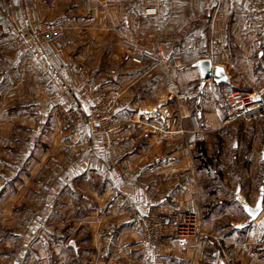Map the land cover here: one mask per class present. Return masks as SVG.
Here are the masks:
<instances>
[{"label": "crops", "instance_id": "obj_1", "mask_svg": "<svg viewBox=\"0 0 264 264\" xmlns=\"http://www.w3.org/2000/svg\"><path fill=\"white\" fill-rule=\"evenodd\" d=\"M246 3L16 0L10 10L0 0V158L6 166L0 167V202L12 214L0 229V264H264V200L252 222L243 207L264 198V116L226 124L228 115L207 102L225 101L226 85L264 91V26L246 17ZM155 6L159 13L146 16L145 9ZM64 17L80 19L95 34L83 40L73 30L45 51L28 54L17 47L23 20L36 26ZM127 34L136 43L164 48L171 72L156 68L147 77L150 66L126 57ZM202 59L222 67L226 82L203 79L194 67ZM169 81L195 96L171 97ZM118 84L129 87L122 117L134 122L110 151L90 149L86 127L72 137L59 128L52 116L57 104L77 105L81 94L94 103ZM240 128L262 150L259 157L247 154L251 170L242 164L246 187L238 182L223 201L217 170L203 163L204 138ZM194 130L202 137L190 147ZM231 144L236 151L242 147ZM256 159L259 171L253 169ZM157 165L161 169L150 172ZM255 191L253 204L248 195ZM153 206L196 214L202 235L178 239L167 252L140 249L136 219ZM228 212L235 217L231 227L223 224Z\"/></svg>", "mask_w": 264, "mask_h": 264}, {"label": "built area", "instance_id": "obj_2", "mask_svg": "<svg viewBox=\"0 0 264 264\" xmlns=\"http://www.w3.org/2000/svg\"><path fill=\"white\" fill-rule=\"evenodd\" d=\"M6 3L10 10L16 6V0H1ZM55 1L49 4V8H54ZM246 17L264 26V0H247L244 7ZM158 7H148L145 9L146 16L157 15ZM73 28L70 19L45 20L38 25H31L28 19L23 20L18 25L19 39L17 47L23 54L30 53L33 49L45 51L46 48L64 39ZM126 57L135 65L143 67L150 66L147 77H152V72L156 68H162L166 73L171 72L169 57L165 50L158 46L155 48L142 46L136 42L126 40L124 42ZM114 74L115 72L112 71ZM228 91L225 101L210 98L207 100L215 110H221L228 115L225 123L232 120H242L249 122L258 120L264 116V91L249 93L233 88L230 85L224 86ZM169 95L178 100L187 101L195 96L193 91L183 93L178 85L169 81L167 84ZM129 91V87L123 84L116 85L107 97L91 106L65 105L59 103L55 106L53 115L59 128L67 135L75 136L82 127L87 128L90 149H101L110 151L119 137L126 131L128 122L122 117L123 100ZM140 110H138V114ZM225 129V128H223ZM202 137V132L194 130L190 133L189 145L192 147L195 142ZM161 169L160 165L150 168L154 173ZM113 204H109L111 209ZM139 231L137 246L140 249L161 253L172 250L174 241L186 236L198 234L202 235V220L194 213L179 212L176 208L169 210L153 206L146 213L139 215L136 219ZM225 254V252H223ZM122 253H117L114 260H120Z\"/></svg>", "mask_w": 264, "mask_h": 264}, {"label": "rangeland", "instance_id": "obj_3", "mask_svg": "<svg viewBox=\"0 0 264 264\" xmlns=\"http://www.w3.org/2000/svg\"><path fill=\"white\" fill-rule=\"evenodd\" d=\"M48 8H49V5H48ZM61 19H70L72 21L73 28L71 31H73V30L78 31L80 39H83V40L84 39H90L93 37V34H95V33L88 32L84 28L85 26H83L84 22H81L80 19H78V18L76 19L75 17H64ZM49 21H53V20H49ZM99 34L101 37V33H99ZM134 36H131L129 34L125 35V39L123 42H125L126 40L133 41ZM146 37H147V39H150V34L148 32L146 34ZM141 39H143V37ZM141 39H139V40H141ZM133 42H135V41H133ZM138 44H140L142 46H146L143 43L138 42ZM147 47H149V46H147ZM107 96H108L107 94L102 95V97H100V99L95 101L94 103H92V102L88 103L89 98H88L87 94H81L80 96L77 97V100H78L77 105L83 104L85 106H91L95 103H98L100 100H102L103 98H105ZM52 116L54 117L53 113H52ZM260 126H261V124H260ZM259 130H260V128H259ZM62 131L64 133H66L64 130H62ZM218 136L219 137L212 135V137L204 138L205 139L204 141H206L205 142L206 145H204L203 148L206 151V157H205L206 161H204L203 163L206 167H208L212 170H217L216 171L217 175H213V176L218 178L217 182L222 186V189L224 190L223 195H222V198H223L222 200L224 201L225 200L224 198L228 199L227 197H229L231 190L234 193V191L236 189V184L238 182H241L243 184V186H245L244 184H247V181H246L247 180V175H246L247 173L244 172V173L240 174V170L244 171L243 165H244V167L247 166L251 170L253 163H252V161L249 162L246 159V157L250 155V154L249 155H247V154L250 152L251 155L253 153L255 154L254 157H259V153L262 150V144H261V142L257 141L256 145H253L252 139L248 137L246 129H243V128L238 129V131L229 132L225 136L223 135V138L219 134H218ZM225 140L228 141V145L226 147H225V142H224ZM232 141L241 142L242 147L238 151H236L235 148L231 144ZM213 144H215V147L211 148ZM4 164H5V161L1 160V158H0V167L1 168L6 167V166H3ZM253 169H254V171H259L258 170L259 166H257V159L255 160ZM257 196H258V193H256V191H255L253 193H250L248 195V198L250 200H252V203L254 204ZM7 215L12 216L11 211L8 210V208L5 207L4 202L1 201L0 202V229L3 231L5 230ZM228 215H230V216H228V218H225L223 224L226 225V227H231V225L233 226V224L235 223L234 222L233 224H231L233 221H235V220H232V219H235V217H233L232 216L233 214L230 212H228ZM16 226L18 227V229H17L18 231H20L22 229V225H16ZM32 229H34V228H32ZM35 229L37 230L38 234H39V232L41 233L43 230V229L38 230L37 228H35ZM52 229H53V227H52ZM225 231H227V228L225 229ZM35 234H36V232H35ZM2 236L4 237V234ZM138 240H139V233H138L137 242H138ZM51 243H53V242L51 241ZM40 245L41 244H39V247H40ZM0 249L5 250V246L0 244ZM222 252H225V254H223V253L222 254H223V257L226 259V257H227L226 251H222ZM115 261H119V260H115ZM7 263L8 262H5V263L3 262L2 264H7ZM8 264H13V263L9 262Z\"/></svg>", "mask_w": 264, "mask_h": 264}, {"label": "water", "instance_id": "obj_4", "mask_svg": "<svg viewBox=\"0 0 264 264\" xmlns=\"http://www.w3.org/2000/svg\"><path fill=\"white\" fill-rule=\"evenodd\" d=\"M194 67L199 68L201 76L203 79L213 78L216 83H224L226 82L225 71L222 67L214 66L211 60L202 59L198 61ZM263 195H261L255 205V207H251L245 203H243V207L246 213L250 216V221L256 220L263 210ZM17 264V263H16Z\"/></svg>", "mask_w": 264, "mask_h": 264}, {"label": "trees", "instance_id": "obj_5", "mask_svg": "<svg viewBox=\"0 0 264 264\" xmlns=\"http://www.w3.org/2000/svg\"><path fill=\"white\" fill-rule=\"evenodd\" d=\"M201 151H202V150H201ZM201 154H203V153H201ZM201 157H202V156H201ZM205 157H206V153H205ZM204 161H206V159H204L203 162H204Z\"/></svg>", "mask_w": 264, "mask_h": 264}]
</instances>
